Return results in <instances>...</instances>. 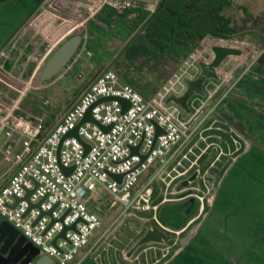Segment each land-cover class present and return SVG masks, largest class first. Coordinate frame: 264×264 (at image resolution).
Returning a JSON list of instances; mask_svg holds the SVG:
<instances>
[{
  "label": "rangeland",
  "instance_id": "rangeland-1",
  "mask_svg": "<svg viewBox=\"0 0 264 264\" xmlns=\"http://www.w3.org/2000/svg\"><path fill=\"white\" fill-rule=\"evenodd\" d=\"M256 1L259 5L251 14L264 11V0H253L252 5ZM35 4V0H0V45L9 40L0 51L3 55L10 52L0 68V109L11 108L14 115L46 127L99 67L108 65L121 81L149 96L168 89V79L174 82L172 75L178 73L187 54L164 48L148 53L137 50L135 41L128 45L133 31L127 24L134 14L117 8L113 0H43L38 7ZM255 25L259 28L256 38L261 41L229 40L241 52L226 56L219 64L229 80L218 95L233 85L218 108L248 130L244 145L241 140L239 144L229 140L228 152L216 160L215 151L208 152L199 164L201 176L180 192L152 191L148 217L124 215L79 264H264V93L253 90L251 71L254 65L264 66V19ZM73 32L81 40L72 58L53 77L39 82L37 74L45 59ZM18 34L21 37L12 46ZM203 53L206 58L211 55L209 49ZM184 78L182 75L178 85L183 89ZM228 126L231 134L238 132V125ZM147 172L141 173L139 182ZM94 192L92 206L109 201L101 186L96 185ZM119 210L115 205L105 214L88 244ZM150 227L168 235L169 240L140 244L127 255Z\"/></svg>",
  "mask_w": 264,
  "mask_h": 264
},
{
  "label": "built area",
  "instance_id": "built-area-1",
  "mask_svg": "<svg viewBox=\"0 0 264 264\" xmlns=\"http://www.w3.org/2000/svg\"><path fill=\"white\" fill-rule=\"evenodd\" d=\"M113 1L119 9L133 5L130 0ZM156 1L147 4L148 7L152 9ZM229 40L232 39L203 35L187 52L178 73L172 75L174 82L168 79L169 86L164 92L144 96L104 65L47 127L40 121L14 115L11 108L0 109V219L18 230L37 248L38 254L49 256L51 264H79L124 215L150 208L148 200L153 184L164 194L190 186L193 182L187 179L192 173H199L200 155L209 147L217 157L224 154L219 145L221 132L230 134L233 143L239 144L241 140L244 145V136L235 131L231 134L230 127L223 128L216 115L220 101L233 85L229 84L218 95L229 80V74L219 65L215 68L217 78H205L201 83L202 93L188 97L187 112L167 100L170 95L184 92L185 89L178 87L182 75L184 82L194 79L200 73L199 64L211 61L210 47L236 48ZM207 48L211 55L206 58L203 50ZM105 96L124 98L128 107L121 111L116 99L96 102ZM88 108L94 120L110 127L104 131L93 122L81 123L77 135L88 145L83 153L78 139H60ZM156 126L161 129L157 135ZM210 137L215 140L208 141ZM134 146H138L137 152L130 153V147ZM142 154H145L143 159ZM60 165L72 169L65 174ZM109 173L121 174L119 182L111 179ZM182 180H187L186 186L176 188ZM96 185L109 198L101 206L91 204ZM115 205H119V212L88 244L105 214H110ZM72 224L73 228H68ZM64 227L67 228L63 235L57 236ZM82 248L84 251L80 253Z\"/></svg>",
  "mask_w": 264,
  "mask_h": 264
},
{
  "label": "trees",
  "instance_id": "trees-1",
  "mask_svg": "<svg viewBox=\"0 0 264 264\" xmlns=\"http://www.w3.org/2000/svg\"><path fill=\"white\" fill-rule=\"evenodd\" d=\"M42 1L35 0L36 5ZM258 2L252 5L253 0H157L150 9L143 2L132 1V6L124 8L134 14L127 24L133 31L128 45L135 41L137 50L148 53L164 48L186 54L205 34L255 42L260 40L255 35L259 29L255 24L264 19V11L251 14ZM251 71L255 76L253 90L264 93V66L254 65Z\"/></svg>",
  "mask_w": 264,
  "mask_h": 264
},
{
  "label": "water",
  "instance_id": "water-1",
  "mask_svg": "<svg viewBox=\"0 0 264 264\" xmlns=\"http://www.w3.org/2000/svg\"><path fill=\"white\" fill-rule=\"evenodd\" d=\"M124 1V0H116ZM130 1H139L145 4H153L155 0H130ZM81 40V35L79 33H73L63 39L48 55L42 64L37 79L39 82H44L54 76L60 69H62L66 63L72 58L75 50L77 49ZM211 50L213 52V57L211 61L207 64L200 63V73L194 79H186V88L184 92L179 96L170 95L167 100L173 101L178 104L184 112L188 111L186 100L188 97L194 93L201 94V83L205 78H217L215 68L220 64V62L228 55H239L240 49L232 47H223V46H212ZM116 99L121 106V111H124L128 107V101L121 97L116 96H105L99 98L96 102ZM86 121L93 122L100 129L107 131L110 125H102L96 120H94L90 114L89 108L84 112L81 119L78 123L71 129L67 130L61 137L60 141L65 137H74L81 141L77 135L78 126ZM161 132L159 127H155V135ZM60 141L56 149V157L58 153V148ZM83 153L88 149V145L82 142ZM138 146L130 147V153H136ZM141 159L145 157V154H142ZM72 166H63L60 165V170L67 174L71 171ZM109 177L117 182L121 178V174L109 173ZM194 174H191L187 180H192ZM187 180H182L181 185L186 186ZM29 191L26 192L23 198H27ZM17 201V199H16ZM49 213V212H47ZM101 217V213L95 211ZM133 214L140 218H147V210H133ZM67 227H64L57 236H62L64 230ZM68 228H73V224L68 226ZM186 238L182 239L185 240ZM169 240V236L161 232L155 227L148 228L142 236L134 243V245L128 250L127 255L131 254L132 251L140 244L146 242H165ZM52 259L45 254H38L37 248H35L31 243L27 242L25 237L18 232L10 223L6 220H0V264H51Z\"/></svg>",
  "mask_w": 264,
  "mask_h": 264
},
{
  "label": "crops",
  "instance_id": "crops-1",
  "mask_svg": "<svg viewBox=\"0 0 264 264\" xmlns=\"http://www.w3.org/2000/svg\"><path fill=\"white\" fill-rule=\"evenodd\" d=\"M42 3V2H41ZM40 4V3H39ZM39 4H35V7H38V5ZM16 36V35H15ZM21 37V35H17V39H16V37L14 38V41H12L13 42V44H12V46H14V44H15V42H17V40L19 39ZM58 41V40H57ZM9 43V40H7V38L4 40V42L0 45V49L4 46V45H6V44H8ZM4 48V47H3ZM9 54H10V52H8L7 54H5V55H3V53H2V51H0V56H1V58H2V61L1 62H3V64L2 63H0L1 65H0V68L2 69L3 68V65H4V62H6V60L9 58ZM0 58V59H1ZM91 78V77H90ZM89 78V79H90ZM88 79V80H89ZM87 80V81H88ZM231 89V88H230ZM246 92H248V91H246ZM249 93V92H248ZM227 95V94H226ZM233 96H235V97H237V96H239V93H234L233 94ZM216 115H217V117H218V119H219V121H220V125H222L223 126V128L224 127H226V126H228V125H230V126H232V127H236V125H238V127H236L237 129H238V132L239 133H241L244 137L245 136H247L246 135V131H248L244 126H243V124H241L237 119H235L234 117H232L230 114H229V112H227L225 109H221V108H218L217 107V110H216ZM54 122V120L50 123V124H52ZM49 124V125H50ZM48 125V126H49ZM241 129H240V128ZM211 132H213V131H211ZM220 135H221V141H220V143H219V145H220V147H221V149H225L224 150V154L225 153H227L228 152V147H229V145H228V142H229V140H231V136H230V134H227V133H224V132H221L220 133ZM213 140H215L214 138H212V137H210V138H208V141H213ZM211 150H213V149H211L210 147L201 155V158L202 157H204L208 152H210ZM227 150V151H226ZM215 151V150H214ZM223 151V150H222ZM210 159V158H209ZM218 159V158H217ZM196 181V180H195ZM181 186V182H180V184H178L177 186H176V188H178V187H180ZM175 188V189H176ZM181 190H177L176 189V192H174V193H177V192H180ZM153 192L154 193H160V190H159V188H158V186L156 185V184H153ZM172 194V193H171Z\"/></svg>",
  "mask_w": 264,
  "mask_h": 264
},
{
  "label": "flooded vegetation",
  "instance_id": "flooded-vegetation-1",
  "mask_svg": "<svg viewBox=\"0 0 264 264\" xmlns=\"http://www.w3.org/2000/svg\"><path fill=\"white\" fill-rule=\"evenodd\" d=\"M73 33H76V32H73ZM72 33V34H73ZM38 75V74H37ZM53 77V76H52ZM218 157L217 156H215L214 155V160H216ZM204 157H202L201 158V155H200V157H199V162H198V164H201L203 161H204ZM200 166V165H199ZM210 166H211V164H210ZM201 168H203L202 166H201ZM204 172V171H203ZM192 174H194V177H193V179L191 180L192 182H194L198 177H200L201 176V174H200V171H199V173L198 174H195V173H192Z\"/></svg>",
  "mask_w": 264,
  "mask_h": 264
}]
</instances>
